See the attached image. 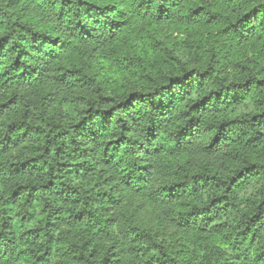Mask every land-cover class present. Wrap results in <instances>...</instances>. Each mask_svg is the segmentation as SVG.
<instances>
[{
  "label": "clouds",
  "instance_id": "obj_1",
  "mask_svg": "<svg viewBox=\"0 0 264 264\" xmlns=\"http://www.w3.org/2000/svg\"><path fill=\"white\" fill-rule=\"evenodd\" d=\"M0 264H264V0H0Z\"/></svg>",
  "mask_w": 264,
  "mask_h": 264
}]
</instances>
